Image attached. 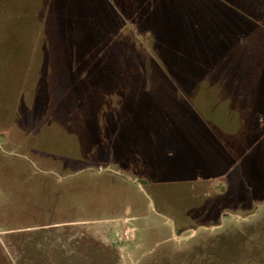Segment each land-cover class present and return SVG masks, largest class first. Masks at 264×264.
<instances>
[{
    "label": "rangeland",
    "instance_id": "obj_1",
    "mask_svg": "<svg viewBox=\"0 0 264 264\" xmlns=\"http://www.w3.org/2000/svg\"><path fill=\"white\" fill-rule=\"evenodd\" d=\"M185 9L181 15L190 16ZM116 15L113 36L151 54V33L126 27ZM203 28L197 36L182 29L189 47L202 43L209 30ZM120 48L111 47L100 63L77 61L75 73L67 70L74 60H37L26 76L29 85L19 91L14 121L0 113V264H264V113L250 116L249 133L231 93L204 88L205 82L190 91L198 126L227 135L220 142L228 154L223 165L251 140L260 143L241 165L206 171L200 166L209 151L200 140L186 139L184 125L173 127L177 137L154 119L145 127L120 120L117 97L133 90L120 87L113 76L125 69V76L138 78L136 65L143 67V60L129 63ZM226 59L209 63L224 67L207 71L213 81L230 66L247 69L252 61ZM157 61L156 76L164 82L200 80L204 68L199 60ZM93 62L99 66L84 77ZM25 67L13 70L21 74ZM173 83L185 93L182 83ZM86 93L97 107L87 105ZM147 94L137 92V106L160 105ZM64 105H69L65 111ZM126 105L137 116L134 104ZM212 151L220 158L216 146ZM126 229L129 239L114 241L115 233Z\"/></svg>",
    "mask_w": 264,
    "mask_h": 264
},
{
    "label": "trees",
    "instance_id": "obj_2",
    "mask_svg": "<svg viewBox=\"0 0 264 264\" xmlns=\"http://www.w3.org/2000/svg\"><path fill=\"white\" fill-rule=\"evenodd\" d=\"M184 9L190 16L181 15ZM116 14L121 15L126 27L134 25L151 33V54L140 52L130 40L127 42V39L113 36L118 24ZM200 17L203 19L200 20ZM44 20H47L46 23ZM202 27L203 31L209 29L210 33L207 31L197 47H189L187 34H182V29L192 30L196 34L197 29ZM0 44V113L6 112V116H10L9 122L14 121L15 111L21 104L17 101L19 91L29 85L26 76L33 69L34 63L52 59L74 60L67 70L75 73L79 69L77 61L99 60L100 63L109 58L108 51L111 47H123L120 48L121 51L124 50L131 59L127 61L136 65V60H143V67L136 65L141 73L138 78L125 76V69L121 77L115 69V82L120 87L133 90L131 96L122 94L117 97L121 101L117 113L120 120L121 117L126 118L138 122V125L144 124L145 127V124L152 123L154 119L157 124L162 122L169 136L175 134L177 137L179 132L173 131V127L184 125L186 139L200 140L205 146L203 149L210 153L208 159L205 153L202 157L200 168L204 167L206 171L221 173L228 170L234 162H239V166L249 149H258V145L260 146L258 140H251L239 153L228 157L223 165L221 159L228 154L220 142L227 141V135L214 126L212 129L202 123L198 126L199 122L194 117L199 113L191 103L192 96L189 92L202 87L201 84L205 82L204 88L231 93L238 105L235 108L241 111L245 126L249 122V129L246 130L250 131V116L264 113V0H0ZM225 56L231 57V60L252 61L247 69L241 65L230 66L222 76L213 81L207 71H217L224 67H210L209 63L228 60ZM157 60L202 61V76L200 75V80L184 77L164 82L156 76L159 64ZM21 63L26 66L25 70L17 74L14 70ZM99 63L93 62V67L83 73L84 77H89L88 73L93 72ZM173 81L182 83L184 94L176 89ZM105 87L111 89V85ZM142 89L148 93L147 100L154 99L155 103H160L159 107L153 108V104L148 101V108L146 105H142L145 109L136 105L134 101L137 92ZM166 89L170 90L168 96H156L158 91ZM87 98L86 93L87 105L91 103L98 106L99 103ZM128 102L137 108L138 118L133 115L131 107L126 105ZM107 103L112 102L109 100ZM62 107L65 111L69 105ZM246 130L238 132L245 134ZM236 138L238 141L237 133L233 140ZM214 146L221 154L220 158L211 154ZM254 184L263 185V181L255 180Z\"/></svg>",
    "mask_w": 264,
    "mask_h": 264
},
{
    "label": "built area",
    "instance_id": "obj_3",
    "mask_svg": "<svg viewBox=\"0 0 264 264\" xmlns=\"http://www.w3.org/2000/svg\"><path fill=\"white\" fill-rule=\"evenodd\" d=\"M123 238L129 239V229L117 231L115 233V240L114 241H116V242L122 241ZM130 239H132V238H130Z\"/></svg>",
    "mask_w": 264,
    "mask_h": 264
},
{
    "label": "water",
    "instance_id": "obj_4",
    "mask_svg": "<svg viewBox=\"0 0 264 264\" xmlns=\"http://www.w3.org/2000/svg\"><path fill=\"white\" fill-rule=\"evenodd\" d=\"M174 227H175V225H174Z\"/></svg>",
    "mask_w": 264,
    "mask_h": 264
}]
</instances>
